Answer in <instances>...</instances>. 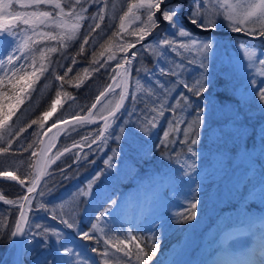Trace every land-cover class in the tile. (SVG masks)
<instances>
[{"label":"trees","instance_id":"obj_1","mask_svg":"<svg viewBox=\"0 0 264 264\" xmlns=\"http://www.w3.org/2000/svg\"><path fill=\"white\" fill-rule=\"evenodd\" d=\"M108 1L98 0V3L91 6L86 4L87 11L83 18L69 14V8L75 5V0H49L46 6L39 5L38 10L53 14L48 24L40 27L39 31L52 33L55 39L44 36L39 37V42L33 43L31 29L20 25L19 35L26 37L22 44L25 45L24 51L28 55L20 60L23 72L18 75L28 74L30 86L22 94L23 102L16 108L15 115L3 129H0V148L8 147L11 141L10 151H0V263L12 248L9 232L15 225L21 197L26 191L20 181L23 180L27 185L37 174L34 169L36 155L33 156L31 153L33 151L37 153L41 136L53 123L71 116L83 115L89 109L96 96L118 71L116 64L122 59L119 52L124 49L125 44L136 40V29L142 27V21L146 20L143 7L133 8L132 12L125 16L128 5L138 4V0H125L124 10H120L115 17L107 14ZM199 2L203 3L204 0ZM219 2L220 0H207L208 8L205 11L214 15L219 9ZM57 3L64 9V13L58 17L55 14L59 9L54 7ZM231 4L235 5V2ZM100 8H103V18L97 14ZM192 8V0H189L184 12L186 19ZM11 10L26 12L37 9L13 3ZM121 17H124L123 27ZM215 18L219 24L216 30L225 29L227 32L207 36L192 34L194 37L207 38L219 43L216 47L218 50L211 51L214 58L207 61L206 75L209 86L206 96L210 107L207 125L202 131L201 142L197 147H206V135L214 132L217 140L221 141L217 146L224 152L221 165L213 167L208 162V154L200 155L197 161L198 171L189 179L180 175L183 169H176L179 160L185 161L186 147L178 143L174 147L170 146L169 150L174 152L171 160L157 147L165 131L170 133L168 139L179 141L183 137L184 128L192 122L195 112L194 108L185 111L182 100L177 102V97L181 92H185V89L171 83L175 77L163 75L160 70L153 72L154 62L160 58L171 60L172 62L164 66L165 69L174 68L176 63L183 62L184 67H175V71L193 86L200 79V73L204 71L199 67L200 54L195 49H192L194 55H188L187 58L181 56L178 61L174 60L176 52L173 53L167 46L162 45L161 39L175 38L180 43L186 38H180L173 29L168 30L169 27L166 25L162 34L159 33L155 39L149 40L143 49L138 47L133 50L139 55L135 58L131 73L128 74L123 109L117 113L119 119L109 120L111 126L108 131L112 136L104 140L102 147H97L100 140L87 147L91 140L98 136L101 123L94 125L78 123L69 127L61 136L55 148L56 153L71 145L77 147L61 155L50 167L38 188L40 191L34 195L32 205L28 206V216L34 221L33 227L35 224L41 225V237L35 238L34 241L30 238L28 243H23L24 264H39L45 258L50 259L56 256L57 249L63 246L75 249L72 254L81 253L77 249V245L81 244L79 242H85L89 247L88 251L82 250L81 253L88 262L91 261L89 254H92L93 259L100 264H138L136 247L131 243L125 248L119 243L121 238L116 237L118 229H111L112 226L109 227V224L103 225V220H96V216L110 200H117L123 192H129L125 182H131L133 185L144 181L151 182L163 173L167 180L160 193L164 207L158 212L156 220L164 219L165 227L160 231L154 229L152 224L134 233L136 240L138 238L139 241L150 242L151 234L155 231L159 249L152 264H159V254L169 244L180 242L182 232H185V240L170 264H182L192 258L201 233L219 216L232 212L238 214L239 210H259V206L253 205L252 201H245L244 196L250 186L264 183V142L260 136L261 128L264 127V111L261 110L253 89L247 92L246 88L252 85V79L248 78L250 75H255L256 81L264 82V75L258 76L259 72L253 74L251 71L258 68L264 72V66L259 64V59L264 58V43L235 35L230 32L231 28L223 16ZM186 22L187 20L181 17L177 19V23L191 33ZM73 24L79 27L72 31L71 39H68L64 32L71 31ZM96 24H99L98 28ZM85 36H88L89 42L82 50L81 45L84 44ZM223 43L227 45L221 47ZM52 48L56 51H49ZM242 48L246 50H241ZM247 49L255 50V56L247 63L240 62L239 51L250 52ZM40 50L44 52L43 57ZM188 59L195 63L188 64ZM34 68L35 76L32 75ZM243 68L245 70L242 71ZM57 76L64 79H57ZM0 77L5 76L0 73ZM157 78L173 90L165 94L155 83ZM7 83L5 79V84ZM20 83L23 84L24 81ZM17 90L18 87L13 89L11 86L5 88L4 85H0V91L14 93ZM186 95L193 101L197 100L191 93ZM107 96L101 99L93 111V117ZM133 96L136 98L135 104ZM56 98L59 99L56 111L46 122L43 121V113L50 110L51 103ZM161 105H166L162 115ZM173 107L176 110L175 115ZM134 109L136 114L132 115L131 122H128L129 113ZM236 114L239 119L235 126L229 125L225 128V124H228ZM153 118L158 124L157 128H152L148 123ZM170 119L183 121L179 132L170 127ZM33 120L37 123L32 124ZM41 123L44 125L43 128L40 127ZM121 127L124 129L123 132L120 131ZM21 128L24 129L23 132H20ZM117 135L121 137L119 141L115 139ZM125 141L132 148L120 160L116 149L121 150L120 147ZM29 145L33 147L29 148ZM78 146L84 149L81 150ZM76 153H80L79 159ZM109 157L113 158L114 163L119 162L117 169L121 171L120 176L116 174L117 169L114 171L105 164ZM99 172H103V175L98 181H93ZM7 173H11L9 176L15 177L20 186L2 180ZM101 184L105 187L104 195L97 198L96 191ZM135 187L134 185L131 189ZM194 199H198L196 219L188 223L181 222L189 211V203ZM52 215L74 220L79 224L81 231L92 232L95 239L81 240L74 230L68 229L57 220L50 219ZM93 224L95 228L92 227ZM45 228L48 229L46 234L50 244L42 247L41 239L45 234L43 231ZM57 232L60 233L59 237L56 235ZM105 239L109 244L104 243ZM30 242L35 244L30 245ZM91 247H97L99 253H92ZM117 247L121 251H117ZM129 251L131 256L127 255ZM34 256L38 257V260L32 263ZM63 259L67 260L68 257Z\"/></svg>","mask_w":264,"mask_h":264},{"label":"snow or ice","instance_id":"obj_2","mask_svg":"<svg viewBox=\"0 0 264 264\" xmlns=\"http://www.w3.org/2000/svg\"><path fill=\"white\" fill-rule=\"evenodd\" d=\"M49 0H30L29 5L21 4V7L31 6L37 10L34 11H26V12H13V0H0V69H7L5 77H0V85H4L5 88L11 86L13 89L18 90L14 93H8L6 91H0V129H3L7 122L11 119L12 116L15 115L16 108L23 102L22 94L27 90L30 86L29 76L28 74L18 75V73L23 72V66L19 65V60L23 59L28 55L27 52L24 51L25 45L17 44V38L20 31V25L23 24L28 26L31 29L33 36L31 37V41L33 43L39 42V37L48 36L52 39L56 37L52 33L40 32L39 28L42 26H46L49 22V19L53 17V14L48 11H40L38 10L39 5L48 3ZM177 3L172 4L171 0H140L139 5L129 4L128 12L125 13L127 16L130 12H132L133 8L143 7L146 15V20L142 21V27H138L136 29V40L125 44L124 49L126 55L117 62L116 68L122 69L123 73H117V75L121 76V81L124 74H130L133 68V64L135 58L139 55L137 52H131L127 54V49L135 48L137 44L140 45L141 49L146 46V39L152 35V29L161 28V23L167 25L169 28L173 29L180 38H186L185 41L180 43L177 42L175 38H163L160 43L164 46H167L168 50L175 53L180 48H184L186 50L195 49L196 52L200 54L199 58V67L204 70L200 73V79L196 81L195 86L191 85L184 77L180 75V73L175 71V67L183 68L184 63H176L174 68L165 69L164 66H161L160 73L163 75L173 76L175 79L171 82L176 86H182L185 89V92H181L177 97V102L179 103L181 100L183 101L185 111L191 110L194 108L195 115L191 123L187 125L183 130V137L177 141L175 139H168L170 136L169 131L164 132V139H161L160 144L157 145L162 152H165L168 158L171 160L173 158L174 152L169 150L170 146H175L177 143L186 147V155L185 161H187L186 168L180 175L187 176L189 179L192 175L196 174L198 171L197 161L200 158V153L198 151V145L201 142L202 131L205 130L207 125V118L209 115V107L210 104L207 101L206 93L208 92V78L206 75V70L208 67L207 61H209V54L213 48V41L211 39H200L199 37H194L192 33L186 30L183 26L177 23ZM93 3H98V0H84L82 3L81 0H75V5L69 8V14L72 16H79L83 18L86 14V7L91 6ZM193 8L190 11L188 16V22L194 25L196 28L200 29L201 32L204 33H215L218 24V20L215 18L216 16H223V18L228 22V26L231 28V31L234 33L243 32L246 36L256 37L259 35L260 37H264V0H248L245 5L238 6L233 5L228 2V0H220L219 9H223V11H218L213 15L209 14L205 9L208 8L207 0H204L203 3H200L199 0H192ZM199 5V6H197ZM55 8L59 9V11L55 14L57 17L64 13V9L61 8L60 4H55ZM243 7V11H239L238 9ZM159 13V15H157ZM98 15L103 18V8L98 9ZM95 19V17L93 18ZM124 17H121V27H123ZM79 25L73 24L71 31H65L64 36L68 39H71L72 31H75ZM96 27H99V24H96ZM94 31V29H93ZM88 36L84 38V44L81 45L83 50L84 45L88 44ZM63 46V45H62ZM41 51V56H44L43 50ZM49 51H56V49L52 48ZM251 55H255V53H251ZM160 61L157 60V63ZM175 63V62H174ZM188 64H193L195 61L192 59L187 60ZM259 64L264 66V58L259 59ZM104 67V65H101ZM41 70H43V66H41ZM71 71V69H69ZM137 71H139L137 69ZM151 70H149L150 72ZM11 74L10 76L8 74ZM36 69L34 68L32 71V75L35 76ZM66 75V74H65ZM260 75H264V72H261ZM5 79H7L8 83L5 84ZM57 79L63 80L64 77L57 76ZM20 81H24L23 84ZM121 81H117L116 86L121 85ZM155 83L161 87L165 94L172 91L173 89L166 85L163 81L158 78L155 80ZM252 89L254 95L257 97L258 103L261 105V110L264 111V82H258L255 79L251 81ZM111 87V86H110ZM186 93H191L194 95L197 100L193 101L190 96L186 95ZM105 93L101 92L100 96H104ZM126 93L121 91L120 97L121 100L124 99ZM99 101V97H97ZM136 98L133 96V103L135 104ZM59 103L58 100H54L52 102L51 111H46L43 113L42 120L47 121L53 112L56 111V106ZM97 105L93 104L92 108H96ZM166 105H161L160 113L163 114V109ZM7 108V110H5ZM120 108V104L116 105V110H110L108 116H104L103 119L105 121L103 127L99 129L98 136L91 140V144H96L97 140H100V144L97 145L98 148L102 147L104 140H107L112 136V133L108 131L111 124L109 121V117H111L112 121L119 119L117 112ZM173 115L176 114V110L173 107L172 109ZM136 114L135 109L133 112L129 113V121L131 122V116ZM76 119L78 121L81 120V117L77 116ZM239 119L238 114L234 115L231 120H229L228 124H225V128L232 125L233 127L236 124V121ZM37 121L33 120L32 124H36ZM148 123L152 128H157L158 124L156 120L150 119ZM183 123L181 120L173 121L169 120V125L172 128H175L176 131L179 132L180 125ZM43 123L40 124V127L43 128ZM51 127H57V123H53ZM24 129L21 128L20 132H23ZM51 131V128L48 129ZM121 132L124 131L123 127L120 129ZM18 135V134H17ZM47 135V133H45ZM260 136L262 138V142H264V127L261 128ZM102 138V139H101ZM117 141L121 139L119 135L115 137ZM53 144H48L41 152V155L50 151L53 147ZM32 145H29V148H32ZM11 150V141H9L8 147L0 148V151L8 152ZM68 151V149H65ZM35 156L37 153L33 151L31 153ZM62 153H58L60 155ZM78 159L80 158V153H76ZM52 158L49 157V160ZM113 158L109 157L105 160V164L109 167H112ZM183 167V165H182ZM64 171V170H62ZM10 175L11 173H7ZM103 175V172L97 173V175L93 178V181H98L100 177ZM15 179V177H13ZM39 182V177H33L32 180L25 185L24 181L21 180L20 183L22 187L25 188L26 193L30 195H23L21 197V203L19 205V216L15 221V225L11 228L10 235V243H28L31 238L33 241L37 237H41V225L35 224L34 221L30 219L28 216L27 209L25 205L31 206L33 203L34 195L40 191L37 188V183ZM197 187V192L199 189V185ZM197 206L198 199H194L189 203V211L183 217L181 222L188 223L191 220L196 219L197 217ZM118 207V202L116 200H110L106 206L100 211L99 215L96 216V220H101L106 215H109L110 212ZM50 219L57 220L59 223L64 224L68 229L74 230L76 235L79 236L81 240L89 241L95 239L92 232L90 231H81L79 224L76 223L72 219H63L59 216L52 215ZM95 228V225H92ZM165 227L164 219H157L153 221V228L156 230L162 231ZM261 227L264 228V220H261ZM44 235L41 239V246L47 247L50 244V239L46 234L48 229H44ZM31 234V236H30ZM56 235L59 237L60 233L57 232ZM20 238L18 241L17 238ZM138 240V238H137ZM259 251L262 256H264V231L261 232L259 236ZM59 242V241H58ZM97 243L99 241L97 240ZM105 244H109L107 239L104 240ZM120 244H124L125 247L128 245L124 240L119 242ZM136 248L138 252L136 254V258L138 264H152L153 258L157 256L159 244L156 240L155 231L152 232L150 237V242L139 241L136 243ZM92 253H99V249L97 247L90 248ZM117 251H121L119 247L116 249ZM75 252V249L63 246L62 248L57 249L56 256L48 259L45 258L43 261L39 262V264H73L72 253ZM127 255L131 256V252L129 251ZM64 257H68L67 260L63 259ZM17 264H20L18 261ZM75 264H88V261L82 257L80 253H76ZM228 264H255L252 260H237L228 262ZM264 264V262H262Z\"/></svg>","mask_w":264,"mask_h":264},{"label":"rangeland","instance_id":"obj_3","mask_svg":"<svg viewBox=\"0 0 264 264\" xmlns=\"http://www.w3.org/2000/svg\"><path fill=\"white\" fill-rule=\"evenodd\" d=\"M124 2L125 0H109L107 2V7H106L107 14L111 17H115L120 12V10L122 11L124 10V7L126 6L125 5L126 2L125 3ZM188 2L189 0H179L178 6H177V17H181L187 21L188 19H186L184 12H185V8ZM232 2L233 3L235 2V5L242 6V5H245L248 2V0H231L229 3H232ZM13 3L15 5H21L22 3L25 5H29L30 0H13ZM171 3L172 4L177 3V0H171ZM47 4L48 3L42 4V5L46 6ZM139 4H140V0H138V4H135V5H139ZM238 10L243 11V7H240ZM157 15H159V13H157ZM166 27L167 26L165 24L161 23V28L152 29L151 30L152 35L148 37L147 39L152 41L153 39H155V37H157V35H159V33L164 31ZM168 30H170V28ZM218 31L227 32L228 30L219 29ZM234 34L242 36L244 38L248 37V38L256 39L257 41L264 43V37H260L259 35H257L256 37L246 36L243 32L234 33ZM25 38L26 37L24 36L18 35L16 43L17 44L24 43ZM214 43H213L212 49L218 50L216 47L219 46L218 45L219 43L218 44L217 43L214 44ZM226 45H227L226 43H223L221 47H225ZM138 47H140V45H137L133 50H135ZM244 49L245 48H242L241 50H244ZM128 50L129 49H127V54H130L131 52H129ZM220 50L222 51L223 49L220 48ZM247 50H249L250 52L239 51L241 55L240 62L247 63L248 61L252 60L253 57L255 56V55H251V53L256 54L255 50H252V49H247ZM119 53L121 54L122 58L126 55L125 49L121 50ZM188 55H194L193 50L192 49L186 50L184 48H181L176 52L174 60L178 61V58L181 56L187 58ZM212 58L214 57H213V53L211 52L209 54V59H212ZM159 61H160L159 63H157V61L154 62L153 72H158L161 69L162 65L167 66L169 62H172L171 60L167 58H160ZM18 63L20 65V60ZM234 63H235V60H234ZM243 70L245 69L243 68L242 71ZM251 71H253V74H256V72L257 73L259 72L257 75L263 76V75H260L261 71H259L258 68L251 70ZM6 72H7L6 68L0 69V73H2V75L5 76ZM254 77L255 75L254 76L250 75L248 78H251L252 80H254ZM127 80H128V74H126V84H127ZM247 81H250V80L247 79ZM116 85H117V81L114 82V85L110 91V94H108L109 98H107L101 103L102 104L101 108L98 110V112L94 114L95 117L92 116L93 119H98L99 117L106 114L109 110L112 109V107L117 101L118 94H119V86H116ZM250 90H252V85L247 86L246 88L247 92ZM55 100L59 101L58 98H56ZM51 108H52V103H51V107L49 111H51ZM56 131H57L56 128L55 129L52 128L51 131L45 132L47 133V135H45L44 133L43 136L41 137L39 148L37 150V154L35 157V163H34V169L36 172H38L39 159L41 158V152L48 144L50 143L52 144L54 138L57 135ZM162 139H164V135ZM220 142L221 141L217 140L216 134L214 132H209L206 135L207 146L206 147L200 146V148H198L200 155L208 154L209 156L208 162L211 163V166L216 167V168L219 167L223 161V158H222V155L224 153L223 149L218 148L217 146V144L220 145ZM120 148L121 150L116 149L117 151L116 154L119 155L120 160H121V157H125L127 152L132 147L130 146L129 143L126 144V141H125L124 145H121ZM55 154L56 152L54 150L51 156ZM125 161L127 160L125 159ZM178 162L179 164L177 165L176 169L185 170L187 162L183 160L182 161L179 160ZM112 164L113 166L110 168L115 171L117 167L119 166V162L114 163L112 161ZM120 173L121 171L117 169L116 170L117 176L118 175L120 176ZM3 178H6V176ZM7 178H9L8 174H7ZM166 181L167 180H166L165 173H163V175L154 178V180H152L151 182L144 181L140 183H134V185L136 186L135 189H131L132 187H134V185L131 182H125V186L128 188L129 192H123V194L116 200L118 202V207L113 209L109 215H106L105 217L102 218L103 225L109 224V227L112 226L111 229L113 228L118 229V233H116L117 235L116 237L117 239L121 238L119 242L121 240L125 241V243L128 245L127 247H125L124 244H122L125 248H128L131 243L136 247V243L138 241L136 240L134 233L136 231L150 227L153 224V221L156 220V217H158V212L163 209L164 202H163V199L161 198L160 193H161L162 188L165 187ZM104 188H105L104 185L101 184L100 187L97 189L96 191L97 198H100L104 195V191H103ZM244 199L245 201H252L253 205L259 206V210H255V209L239 210L238 214H234V212H232L228 215H221L218 218H216V220L201 233V236L199 237V241H198V247L193 257L186 260L182 264H206L209 261L210 257L214 254L215 247H216V241L221 235H224L225 238H229L232 235L234 236L244 235L247 232L245 229H247L248 231H251L254 234H257L264 230V228L261 227V220H264V183H259L255 186H250L245 193ZM87 209L88 207L85 208V211H87ZM234 227H238L236 228L238 230L229 232ZM180 235H181L180 242H175V243L173 242L169 244L167 248L161 251V253L159 254V258H158L159 264H170L173 257L177 254L178 252L177 250L180 247L181 243L185 240V236H186L185 232H182ZM79 243L81 244L77 245V249L81 251V253H83L82 250L84 251L89 250V247L87 246L85 242H79ZM34 244H35L34 242H30V245H34ZM11 253H12V248L9 249L7 255L2 259L0 264H10ZM75 255L76 253L72 254L73 264H75V258H76ZM89 256L91 257V261H89L88 264H100L98 261L93 259L92 254H89ZM37 260H38V257L36 258L34 256L31 262L35 263V261ZM20 264H24L23 259H20Z\"/></svg>","mask_w":264,"mask_h":264},{"label":"water","instance_id":"obj_4","mask_svg":"<svg viewBox=\"0 0 264 264\" xmlns=\"http://www.w3.org/2000/svg\"><path fill=\"white\" fill-rule=\"evenodd\" d=\"M186 25L188 27V29L194 33V34H197V35H202V36H207V35H220L222 32L216 30L215 33H204V32H201L200 29L196 28L194 25L190 24L188 21L186 22ZM149 39H146V42L148 41ZM139 45V44H137ZM136 45V46H137ZM134 48H129V52H132ZM117 73H123V70L122 69H118V71L111 77V79L109 80V83L107 84V86L101 91V92H104L105 95L104 96H100V93L96 96V98L94 99L93 103L91 104V106L89 107V109L83 114V115H75V116H71V117H68V118H65L63 119L62 121L58 122L57 123V127H51V129H55L57 128L58 129V133L54 139V141L52 142V144L54 145L50 151H47L46 153L43 154V156L39 159V167H38V172L36 174L35 177H39V182L37 183V188H39L41 182L43 181V179L45 178L46 176V173L47 171L49 170V168L52 166V164L61 156L63 155L64 153H66L67 151H65V149H68L71 150V149H74L75 146L74 145H71V146H68L66 147L65 149L61 150L59 153H62L60 155H55L54 157H51V154L53 153L55 147L57 146V144L59 143L60 141V138L61 136L63 135V133L71 126L75 125V124H78V123H86L88 125H93V124H97V123H101L102 124V127L105 123L103 117L104 116H108V113L109 111L102 115L101 117H99L98 119H93L92 118V114H93V111L95 110V108H92V105L93 104H96L98 106V104L100 103L101 99L103 97H105L110 91H111V87L112 85L114 84L115 81H121V76L117 75ZM111 86V87H110ZM121 91H124L126 93V74L123 75V78H122V81H121V85L119 86V94H118V98H117V101L116 103L114 104V106L112 107L111 110H116V105L117 104H120V108L118 110V112L121 110L123 104H124V101H125V96H124V99L121 100V97H120V93ZM97 97H99V101L97 100ZM117 112V113H118ZM79 116L81 117V120L78 121L76 119V117ZM111 119V117H109V120ZM48 131V130H47ZM46 131V132H47ZM98 141V140H97ZM91 145H94V144H89L87 147H90ZM80 149H84V147H80ZM49 157H51L52 159L49 160ZM15 183L18 184V182H16V180H11ZM24 195H30L28 193H26L25 191V194ZM22 202V201H21ZM20 202V203H21ZM26 209H27V212H29V209H28V206L27 204L25 205ZM18 216H19V210H18V213H17V216H16V219H18ZM17 240L19 241L20 238L18 237ZM22 252H23V243H16V244H13L12 243V254H11V260H10V264H17V262L19 261L20 262V258L22 256Z\"/></svg>","mask_w":264,"mask_h":264},{"label":"bare ground","instance_id":"obj_5","mask_svg":"<svg viewBox=\"0 0 264 264\" xmlns=\"http://www.w3.org/2000/svg\"><path fill=\"white\" fill-rule=\"evenodd\" d=\"M236 228L238 227L232 228L229 232L237 231L238 229ZM245 230L247 232L241 236L232 235L229 238H225L224 235H221L216 241L214 254L206 264H228V262L237 260H252L255 264H262L264 256L259 251V236L262 231L254 234L247 229Z\"/></svg>","mask_w":264,"mask_h":264}]
</instances>
